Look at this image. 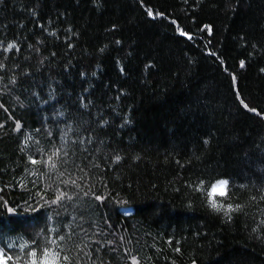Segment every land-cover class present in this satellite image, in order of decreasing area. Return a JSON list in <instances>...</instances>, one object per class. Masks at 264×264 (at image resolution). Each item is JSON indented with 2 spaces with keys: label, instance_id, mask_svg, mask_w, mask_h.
<instances>
[{
  "label": "trees",
  "instance_id": "obj_1",
  "mask_svg": "<svg viewBox=\"0 0 264 264\" xmlns=\"http://www.w3.org/2000/svg\"><path fill=\"white\" fill-rule=\"evenodd\" d=\"M0 250L264 264V0H0Z\"/></svg>",
  "mask_w": 264,
  "mask_h": 264
},
{
  "label": "snow or ice",
  "instance_id": "obj_2",
  "mask_svg": "<svg viewBox=\"0 0 264 264\" xmlns=\"http://www.w3.org/2000/svg\"><path fill=\"white\" fill-rule=\"evenodd\" d=\"M149 15H150V16L152 15L151 11H149ZM210 31H211V30L209 29V32H210ZM181 35H185V34H184L183 32H181ZM13 47H15L14 44H9V45H8V49H9V50L12 49ZM243 66H244V63H243V61H242V62H241V67H243ZM245 107H247V105H245ZM19 127H20V125L17 124V129H19ZM49 159L51 160V157H50ZM119 159H120V157L117 156V157H116V160H119ZM33 163H37V161H33ZM227 185H228V181L221 180V181H219L216 185H213V186H212V191H213V192H216L217 189H223V191L220 192V195H226V194H227V193H226ZM62 197H63V193H61L60 196L57 197V200L61 199ZM97 199H101V197H97ZM53 203H56V201H53ZM210 205H211V207H212L214 210H216V211H220V210H221V206H218V204L216 203L215 199L210 200ZM234 210H235V209H232L231 207H229L227 210H225V215L227 216L228 213H229L230 211H234ZM53 243H55V241H53ZM0 251H2V250H0ZM31 255H32L33 257H35V256H36V253L33 252ZM48 255H49V253L46 251V252H45V258H46ZM9 259H10V257H9ZM33 264H36L35 260L33 261ZM131 264H138V261H137L135 258H133L132 261H131Z\"/></svg>",
  "mask_w": 264,
  "mask_h": 264
}]
</instances>
